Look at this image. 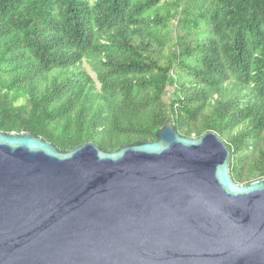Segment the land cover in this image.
Returning a JSON list of instances; mask_svg holds the SVG:
<instances>
[{"label":"trees","instance_id":"16d2710c","mask_svg":"<svg viewBox=\"0 0 264 264\" xmlns=\"http://www.w3.org/2000/svg\"><path fill=\"white\" fill-rule=\"evenodd\" d=\"M167 124L264 178V0H0V131L112 151Z\"/></svg>","mask_w":264,"mask_h":264},{"label":"water","instance_id":"95a60500","mask_svg":"<svg viewBox=\"0 0 264 264\" xmlns=\"http://www.w3.org/2000/svg\"><path fill=\"white\" fill-rule=\"evenodd\" d=\"M215 133L61 151L0 131V264H264V178Z\"/></svg>","mask_w":264,"mask_h":264},{"label":"rangeland","instance_id":"374dc122","mask_svg":"<svg viewBox=\"0 0 264 264\" xmlns=\"http://www.w3.org/2000/svg\"><path fill=\"white\" fill-rule=\"evenodd\" d=\"M177 32H178V31H177ZM85 67H86L87 71H88L92 76H94V72H93L91 66L88 65V64H85Z\"/></svg>","mask_w":264,"mask_h":264}]
</instances>
